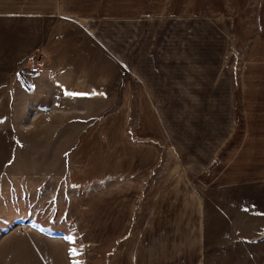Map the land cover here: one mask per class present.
Segmentation results:
<instances>
[{
	"label": "rangeland",
	"instance_id": "obj_1",
	"mask_svg": "<svg viewBox=\"0 0 264 264\" xmlns=\"http://www.w3.org/2000/svg\"><path fill=\"white\" fill-rule=\"evenodd\" d=\"M120 1L81 0L77 20L86 27L50 17L43 29L19 28L21 38L14 34L0 47V264H102L119 257L128 264L134 256L137 264L161 261L149 254L143 224L124 231L116 218L108 225L111 206L101 200V191L113 180L101 176L106 155L100 144L117 126L111 116L122 117L120 126L132 141L154 143L136 137L134 99L119 105L122 87L136 82L129 71L134 46L141 56L186 46L165 39L171 0ZM134 20L140 22L136 34L151 37L150 42L133 43L134 26L127 22ZM187 45L190 54L223 63L215 58L217 44ZM230 49H222L224 66L237 74L226 77L244 83L246 50L233 44ZM34 53L43 57L38 73L28 68ZM255 77L260 83V74ZM256 102L240 107L252 122H240L239 129L251 136L226 140L218 161L191 173L204 206V226L202 234L184 235L188 242L181 253L187 263L194 253L201 264H264V106ZM195 245L199 250L192 249Z\"/></svg>",
	"mask_w": 264,
	"mask_h": 264
},
{
	"label": "crops",
	"instance_id": "obj_2",
	"mask_svg": "<svg viewBox=\"0 0 264 264\" xmlns=\"http://www.w3.org/2000/svg\"><path fill=\"white\" fill-rule=\"evenodd\" d=\"M80 3L81 0H0V47L12 42L14 34L21 38L19 28L38 25L43 29L44 20L50 17L86 27L77 20ZM168 5L171 26L165 39L185 44L186 50L152 49L141 56L140 48L134 46L129 71L135 86L122 87L119 105H130L134 99L139 112L136 137H150L154 143L132 141L120 126L122 117L111 116V123L117 126L108 132L106 143L102 137L100 148L106 155L101 176L113 181L101 191V200L111 206L108 225H113L116 218L121 220L124 231L143 224L144 232L150 236L149 254L161 258L150 264H201L196 254L191 253L187 263L181 253L188 242L184 235L202 234L204 226V206L190 176L218 161L226 140L251 136V131L239 129L240 122H252L251 116L242 115L240 107H247L254 98L257 105L264 106V0H171ZM119 22L124 33L125 19ZM129 24L134 26V44L152 40L136 34L140 33L138 20ZM187 44H217L219 53L215 58L223 59V63L215 65L213 56L190 54ZM230 44L237 50H246L240 72L249 76L244 83H232L226 77L237 74L235 68L224 66L226 51L222 49L226 46L231 50ZM257 74L260 83L255 82ZM86 137L84 134L82 141ZM196 245L193 250H199ZM138 259L134 256L128 264H137ZM101 263L123 264L120 257Z\"/></svg>",
	"mask_w": 264,
	"mask_h": 264
},
{
	"label": "built area",
	"instance_id": "obj_3",
	"mask_svg": "<svg viewBox=\"0 0 264 264\" xmlns=\"http://www.w3.org/2000/svg\"><path fill=\"white\" fill-rule=\"evenodd\" d=\"M43 57L34 53L33 55L30 56L28 62V68L31 72L33 73H38L40 70V64L42 63V59Z\"/></svg>",
	"mask_w": 264,
	"mask_h": 264
},
{
	"label": "snow or ice",
	"instance_id": "obj_4",
	"mask_svg": "<svg viewBox=\"0 0 264 264\" xmlns=\"http://www.w3.org/2000/svg\"><path fill=\"white\" fill-rule=\"evenodd\" d=\"M70 95H77L75 93H70ZM67 239H69L71 242H74V239L72 237H68ZM73 254H75V250H71Z\"/></svg>",
	"mask_w": 264,
	"mask_h": 264
}]
</instances>
